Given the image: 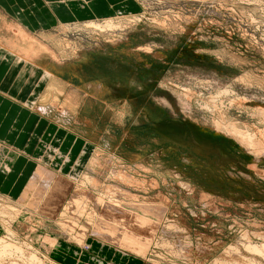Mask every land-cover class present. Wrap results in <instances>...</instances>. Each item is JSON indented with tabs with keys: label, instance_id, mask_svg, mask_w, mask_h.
<instances>
[{
	"label": "rangeland",
	"instance_id": "obj_1",
	"mask_svg": "<svg viewBox=\"0 0 264 264\" xmlns=\"http://www.w3.org/2000/svg\"><path fill=\"white\" fill-rule=\"evenodd\" d=\"M11 1L30 22L38 11L44 27L56 24L41 0ZM119 1L97 20L23 33L37 63L0 50L1 90L57 122L39 165L50 171L68 130L81 140L75 154L86 143L64 178L46 173L52 191L66 182L58 216L44 213L47 192L0 193V243L20 248L0 264H76L65 249L81 255L95 241L129 264H264V0ZM1 17L2 29L20 30ZM114 186L165 217L149 231L95 203L84 201L83 217L73 206L79 191L96 200ZM108 222L129 232L123 244L95 236L112 234Z\"/></svg>",
	"mask_w": 264,
	"mask_h": 264
},
{
	"label": "crops",
	"instance_id": "obj_2",
	"mask_svg": "<svg viewBox=\"0 0 264 264\" xmlns=\"http://www.w3.org/2000/svg\"><path fill=\"white\" fill-rule=\"evenodd\" d=\"M41 1L43 6L48 8L46 10L55 20V25L50 23L52 24L51 26L48 24V27H44L41 24L44 22V18L37 10L36 14H32L34 20L30 22L31 18L29 15L23 14L20 16V13L16 12L14 9V4L17 2L0 0V14L7 16L20 27V30H13V28L12 30H5L6 27H3L4 29L0 27V50L24 57L32 63H37L39 61L31 55L32 50L27 49V47H24L22 44L23 37L21 35L23 33L51 30L58 25H69L75 22L81 23L97 20L98 17H103L102 14L104 13H101V10L107 11L108 8L111 9V7L116 10L119 9L114 5H108V1L110 0H96L91 4V8L86 6V11L81 7L74 9L73 4H70L69 7L66 4L60 7H53V4H55L52 2L53 0ZM35 2L38 3L37 1ZM124 2L125 0H120L117 4L123 7L122 4ZM36 3H33L36 5L35 7H37ZM70 3H73V1H70ZM19 5L23 7V4L19 3ZM97 12L100 13V16ZM95 13L98 15L97 18ZM107 14L110 15L111 12ZM27 17L29 21L25 23L23 20H26ZM0 19H2V17ZM47 21L46 19V22ZM24 49L26 52H24ZM3 60L4 59L0 57V72L5 71L3 69ZM3 82L4 80L0 77V193L17 199L21 196V193L23 194L24 189L27 188L26 184L32 178L38 165L41 163L47 146L53 141L57 132L55 124L57 122L49 118L50 114L37 112V110L18 103L16 100L8 97V95L1 90ZM2 89L6 90L8 88L4 87ZM45 98L46 97L38 98L35 105L40 106L44 104L41 102H43ZM79 141H81L80 138L74 139L68 130L60 145L59 154L53 159L51 165H46V167L55 173L56 176L64 178V173L69 174L86 145L85 143L79 153L75 154V149ZM6 157L12 160L10 162L11 171L4 165L3 160L6 159ZM97 242L98 241L92 243L94 249L87 248L88 250L81 251V255L72 252L70 249H65L63 256L64 258L72 257L78 259L76 264H129L128 257H126L122 251L110 248L111 246H102Z\"/></svg>",
	"mask_w": 264,
	"mask_h": 264
},
{
	"label": "bare ground",
	"instance_id": "obj_3",
	"mask_svg": "<svg viewBox=\"0 0 264 264\" xmlns=\"http://www.w3.org/2000/svg\"><path fill=\"white\" fill-rule=\"evenodd\" d=\"M70 1H73V0H53L52 2L53 3H55V4H53V7H60L61 5H64V4H68V7H69V5L70 4H72V3H70ZM81 2H82V0H75V1H73V6H74V8H76V9H78L79 7H81V8H83L82 7V4H81ZM83 3V2H82ZM86 6V5H85ZM80 11H81V9H79ZM90 24H92V23H90ZM43 112V111H42ZM228 131V130H227ZM237 142V141H236ZM243 144H244V142H243ZM257 147V146H256ZM12 160H11V158H9V157H7V159H5L4 160V165H5V167L9 170V171H11L12 169L10 168V165H9V162H11ZM94 165V164H93ZM99 165V164H98ZM42 166V165H41ZM40 165L37 167V169H36V172L34 173V176H32V178L29 180V182L26 184V187L27 188H29L30 190L31 189H37V192L39 191V192H41V193H45V192H47V197H46V201H45V203H46V205L48 206V204L49 205H52V206H54V207H52L53 209L55 208L56 209V214H55V210H51V212H49V208H51L50 206L49 207H47L46 208V210L47 211H45L44 210V213L46 212V213H48V214H50L51 216H53V217H56V216H58V212H62V210L63 209H61L62 207H63V200L59 197V195H58V193L56 192V191H58V190H60V188L62 189V188H64L63 186H64V184L66 183V182H64L65 180L64 179H62V178H60V180L61 181H57L56 183H55V185H53V187H54V190L52 191L51 189H49V186L51 185V183L52 182H48L49 181V179H51V178H53V177H51V176H49V175H47L46 173L47 172H49L50 174H52V175H55L54 173H52V172H50L47 168H43V167H41ZM86 175V174H85ZM125 174H117L116 175V177L117 178H119L120 180H124V181H127L128 182V180H129V178L125 175ZM48 177H50V178H48ZM86 178V180L87 181H89V182H91V179H89V177H85ZM132 179V178H131ZM42 181H44V182H42ZM96 182V181H95ZM94 182V183H95ZM98 184H97V187L99 186V182H97ZM84 184V183H83ZM96 184V183H95ZM91 185V184H90ZM183 185V187L182 188H184V189H189V186L188 185H186V184H182ZM96 187V186H95ZM26 188V189H27ZM111 189V190H110ZM110 189H108V191H110V192H108L109 193V195H106L105 194V192H104V196H103V198H98V199H96V200H92V199H90L88 196H87V194L85 193V192H82V191H79V193L80 194H78L79 195V197H80V199H76V200H74V205L73 206H76V209H77V212L80 214L81 213V217H83V216H85V208H86V204H85V202L84 201H86L87 203H88V205L89 204H91V203H95V206L97 207V205H100L105 211H107L106 212V214L107 213H110L112 216H115V217H113L114 219L113 220H115V218L117 219L118 218V220L119 219H122L123 221H126V222H128V223H135V225H137L138 227L140 226V227H142V228H147V227H149L150 225H149V223H151V222H155V221H159L160 219V221H162L163 220V218L165 217V213H166V209H165V207L163 206V205H161V204H159V205H147V202H144V201H140L139 199V197H137L136 195L137 194H133V193H128V192H126V191H124L123 189H121V188H119V187H115L114 186V188H110ZM138 189V188H137ZM105 190V189H104ZM122 190L124 191V192H122ZM60 193H61V190H60ZM107 193V194H108ZM29 194V193H28ZM27 194V195H28ZM40 194V193H39ZM41 195V194H40ZM80 195H82V197L80 196ZM29 197V196H28ZM45 197V196H44ZM26 198V197H25ZM24 198V199H25ZM42 198H43V196H42ZM83 198H84V200H83ZM23 198H22V200L21 201H23L24 200ZM7 202H8V200L7 199H5ZM144 200V199H143ZM0 201H2V199H0ZM6 201H4V202H6ZM83 201V202H82ZM33 202H35L34 203V205L32 206V208H36L37 207V204H38V202L35 200V199H33ZM72 203V204H73ZM60 204V205H59ZM41 205V204H40ZM69 206V205H68ZM71 206V205H70ZM16 207V206H15ZM58 207H60V208H58ZM12 208V207H11ZM14 209V208H13ZM43 209H45L44 207H43ZM102 209V210H103ZM5 210H6V208H5ZM5 210H2V211H5ZM16 210V209H15ZM71 210V209H70ZM72 210H74L73 208H72ZM103 210V211H104ZM1 211V212H2ZM65 211H66V209H65ZM4 213V212H3ZM65 213V212H64ZM64 213H63V215H64ZM94 213V212H93ZM6 214H7V212H6ZM5 214V215H6ZM9 214V213H8ZM88 214V213H87ZM105 214V213H104ZM109 214V215H110ZM63 215H61V216H63ZM111 215H110V217H111ZM108 216V215H107ZM80 216H79V218H81ZM90 217V216H89ZM110 217H108V218H110ZM93 218V217H92ZM91 218V219H92ZM104 218V221L106 220L105 219V217H103ZM107 218V217H106ZM112 218V217H111ZM89 219V218H88ZM3 220V219H2ZM90 220V219H89ZM92 220H94V219H92ZM108 220V219H107ZM110 220H112V219H110ZM103 220H102V225H104L103 224V222H104ZM129 221H132V222H129ZM111 222V221H110ZM110 222H108V223H105V225H109L107 228H109L111 231H113L112 232V234H109V233H105V232H99V233H101V234H99V233H95V236L96 237H98V238H101V240H103V241H105V242H109V243H111V242H115V244H117V246H118V244H123L121 241H122V239H121V236H120V234L123 232H126V233H129L128 231H126V230H121V228L123 227H121V228H119V226H117V225H115V224H113V223H110ZM120 222V221H119ZM122 222V221H121ZM100 224V225H101ZM119 224V223H118ZM120 224H123V223H120ZM148 226H147V225ZM68 225V224H67ZM65 225V224H63V230L65 231V232H69V231H72V233L74 232L73 231V228H70V226L68 225ZM74 225V224H73ZM75 226V225H74ZM94 226H96V229H97V225H94ZM98 226H99V224H98ZM139 227V228H140ZM176 227V226H175ZM150 228V227H149ZM149 228H147L149 231H151ZM95 229V230H96ZM100 230H101V228H100ZM139 230H141V229H139ZM83 231V230H82ZM169 232V231H168ZM151 233V232H150ZM71 235H73V234H71ZM146 235H147V233H146ZM77 236V235H76ZM83 236V238H84V236H85V234H83L82 235ZM110 236V237H109ZM79 237V236H78ZM86 237V236H85ZM74 238V237H73ZM75 239V238H74ZM79 239V238H78ZM128 239V238H127ZM132 240V239H131ZM133 241V240H132ZM53 242V241H52ZM136 242V241H135ZM126 243V242H125ZM132 244V243H131ZM138 244V243H137ZM184 244V243H183ZM134 245V244H133ZM133 245H131L132 247H133ZM143 245V244H142ZM145 245V244H144ZM167 250V249H166ZM258 250V248H256V247H252V251H257ZM15 251H20V248H18V249H16V248H14V247H12L11 245H8V244H3V243H0V258H2V257H4L5 255H9L10 253H13V252H15ZM22 251V250H21ZM142 253V252H141ZM34 257V256H33ZM1 260V259H0ZM14 264V263H13ZM229 264V263H228Z\"/></svg>",
	"mask_w": 264,
	"mask_h": 264
}]
</instances>
